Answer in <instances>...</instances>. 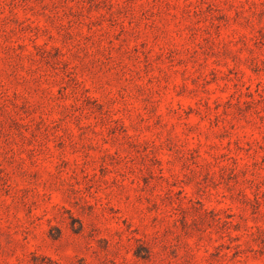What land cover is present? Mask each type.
<instances>
[{"label":"rangeland","instance_id":"obj_1","mask_svg":"<svg viewBox=\"0 0 264 264\" xmlns=\"http://www.w3.org/2000/svg\"><path fill=\"white\" fill-rule=\"evenodd\" d=\"M242 263L264 0H0V264Z\"/></svg>","mask_w":264,"mask_h":264},{"label":"trees","instance_id":"obj_2","mask_svg":"<svg viewBox=\"0 0 264 264\" xmlns=\"http://www.w3.org/2000/svg\"><path fill=\"white\" fill-rule=\"evenodd\" d=\"M136 256L142 259H148L151 255L150 250L148 248H146L144 251H137L135 252ZM244 264V263H242Z\"/></svg>","mask_w":264,"mask_h":264}]
</instances>
